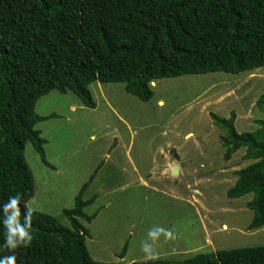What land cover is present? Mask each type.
Here are the masks:
<instances>
[{"label":"trees","instance_id":"obj_1","mask_svg":"<svg viewBox=\"0 0 264 264\" xmlns=\"http://www.w3.org/2000/svg\"><path fill=\"white\" fill-rule=\"evenodd\" d=\"M264 67V0H0V205L20 195L23 214L34 194V177L25 156L29 141L43 164L46 139L35 125L54 117L35 111L51 90L74 93L89 108L96 103L94 81L121 82L142 101L153 95L152 82L164 77L223 71L237 74ZM264 113V93L256 100ZM222 129L220 142L229 159L241 147L253 160L237 169L226 195L251 193L249 229L264 224V120L257 128L237 131L236 114L211 112ZM85 181L70 208L62 212L70 227L35 210L33 240L15 250L17 264H119L94 260L86 247L87 228L97 212L84 207ZM23 215L21 221L23 222ZM0 212V246L4 244ZM124 243L120 257L126 252ZM13 254L0 250V256ZM128 264H264V245L217 249L172 261L151 259Z\"/></svg>","mask_w":264,"mask_h":264},{"label":"rangeland","instance_id":"obj_2","mask_svg":"<svg viewBox=\"0 0 264 264\" xmlns=\"http://www.w3.org/2000/svg\"><path fill=\"white\" fill-rule=\"evenodd\" d=\"M89 88L95 108L71 91L51 90L37 100L38 114H56L35 125L55 168L43 164L26 142L24 156L34 177L27 207L70 227L62 209L73 206L96 170L83 192V198L94 200L83 210L97 215L90 222L79 218L94 260H145L140 242L154 226L175 233V239L157 242L156 259L177 261L200 252L264 245V224L248 228L253 211L246 202L252 194L226 195L235 171L253 160L244 158V147L225 159L222 129L210 117L211 112L229 117L234 111L237 131L257 128L256 120H264L256 107L264 93V67L159 78L148 101L127 92L121 82L94 81Z\"/></svg>","mask_w":264,"mask_h":264},{"label":"clouds","instance_id":"obj_3","mask_svg":"<svg viewBox=\"0 0 264 264\" xmlns=\"http://www.w3.org/2000/svg\"><path fill=\"white\" fill-rule=\"evenodd\" d=\"M19 194L10 196L3 205H0V212L3 214L4 244L0 250L7 249L13 253L10 255L0 256V264H17L15 250L22 247L30 246L33 235L30 231L32 215L35 211L32 207H26L22 214L20 210ZM23 215V222L21 221ZM161 237L165 240L175 239V233L172 229H166L161 226H154L147 232V238L140 242V250L144 254V259L151 260L158 257L156 244Z\"/></svg>","mask_w":264,"mask_h":264},{"label":"water","instance_id":"obj_4","mask_svg":"<svg viewBox=\"0 0 264 264\" xmlns=\"http://www.w3.org/2000/svg\"><path fill=\"white\" fill-rule=\"evenodd\" d=\"M171 172H172L173 174L177 172L176 169H175V167H172Z\"/></svg>","mask_w":264,"mask_h":264},{"label":"bare ground","instance_id":"obj_5","mask_svg":"<svg viewBox=\"0 0 264 264\" xmlns=\"http://www.w3.org/2000/svg\"><path fill=\"white\" fill-rule=\"evenodd\" d=\"M154 82H152V84H153ZM175 167V169H176V171L178 170L177 168H176V166H174ZM172 169V168H171ZM177 173V172H176ZM176 173H174V174H176Z\"/></svg>","mask_w":264,"mask_h":264}]
</instances>
